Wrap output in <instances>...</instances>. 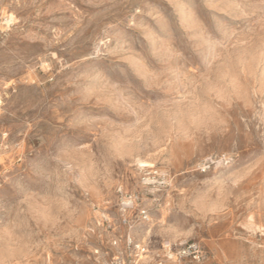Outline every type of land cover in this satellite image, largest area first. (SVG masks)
Listing matches in <instances>:
<instances>
[{
    "label": "rangeland",
    "instance_id": "rangeland-1",
    "mask_svg": "<svg viewBox=\"0 0 264 264\" xmlns=\"http://www.w3.org/2000/svg\"><path fill=\"white\" fill-rule=\"evenodd\" d=\"M0 264H264V0H0Z\"/></svg>",
    "mask_w": 264,
    "mask_h": 264
},
{
    "label": "built area",
    "instance_id": "built-area-1",
    "mask_svg": "<svg viewBox=\"0 0 264 264\" xmlns=\"http://www.w3.org/2000/svg\"><path fill=\"white\" fill-rule=\"evenodd\" d=\"M188 253H195L196 254V247L195 246H189L188 248L183 250V255H186Z\"/></svg>",
    "mask_w": 264,
    "mask_h": 264
}]
</instances>
